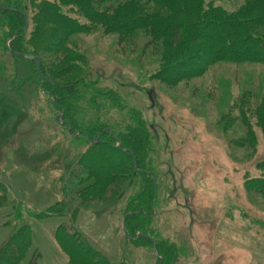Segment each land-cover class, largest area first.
I'll list each match as a JSON object with an SVG mask.
<instances>
[{"label":"rangeland","instance_id":"374dc122","mask_svg":"<svg viewBox=\"0 0 264 264\" xmlns=\"http://www.w3.org/2000/svg\"><path fill=\"white\" fill-rule=\"evenodd\" d=\"M75 40L88 62L87 76L119 88L152 136L158 192L150 226L181 248L177 264H264V198L248 195L243 186L245 175L259 174L264 133L253 124L257 144L251 153L229 143L244 136L239 122L228 134L219 128L221 115L243 93L252 105L264 95V66L216 63L202 76L167 86L152 79L157 60L142 55L140 44L129 51L98 31ZM6 43L1 30L0 182L8 198L0 206V246L19 211L33 241L23 264H67L62 244L53 238L67 215L53 210L42 220L31 212L60 201L78 205L73 190L79 184L71 175L87 144L58 121L35 66L14 69ZM124 183H115L107 202L84 203L73 228L113 264H154L149 250L126 241L123 208L132 187Z\"/></svg>","mask_w":264,"mask_h":264},{"label":"trees","instance_id":"16d2710c","mask_svg":"<svg viewBox=\"0 0 264 264\" xmlns=\"http://www.w3.org/2000/svg\"><path fill=\"white\" fill-rule=\"evenodd\" d=\"M1 30L14 69L20 64L35 66L58 121L87 144L71 175L79 184L73 190L78 205L68 207L60 201L31 212L42 220L48 211L67 215L68 222H59L53 232L67 264H113L73 226L79 208L110 200L107 194L116 191V182L132 187L123 208L126 241L149 250L154 264H177L181 248L157 237L150 226L158 192L152 136L119 88L87 76L88 62L75 38L98 31L115 36L129 51L140 44L142 55L157 60L152 79L176 86L202 76L216 63L264 66V0H0ZM34 58L47 81L39 76ZM220 122L224 134L239 122L244 136L230 137L229 143L255 152L253 124L264 133V95L252 105L243 93ZM256 165L259 174L245 175L243 186L248 195L264 198V160ZM0 191L1 206L8 198L1 182ZM20 218L18 211L0 246V264H23L31 251L32 228Z\"/></svg>","mask_w":264,"mask_h":264},{"label":"water","instance_id":"95a60500","mask_svg":"<svg viewBox=\"0 0 264 264\" xmlns=\"http://www.w3.org/2000/svg\"><path fill=\"white\" fill-rule=\"evenodd\" d=\"M25 57L28 58V56H25ZM34 61H35L36 69H37V71H38L39 76H40L42 79L46 80V79L42 76V74H41V72H40V61H39V59H38V58H34ZM46 81H47V80H46ZM134 164H135V159H134ZM124 231H125V230H124ZM125 233H126V231H125Z\"/></svg>","mask_w":264,"mask_h":264}]
</instances>
